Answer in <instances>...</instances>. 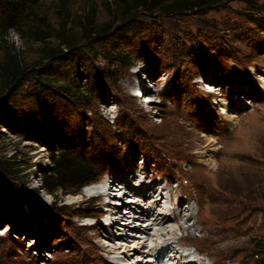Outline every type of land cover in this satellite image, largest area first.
Wrapping results in <instances>:
<instances>
[{
  "label": "rangeland",
  "instance_id": "obj_1",
  "mask_svg": "<svg viewBox=\"0 0 264 264\" xmlns=\"http://www.w3.org/2000/svg\"><path fill=\"white\" fill-rule=\"evenodd\" d=\"M106 4L114 7L113 0H39L37 34L11 30L4 38L45 72L52 90L30 82L10 102L11 116L0 119V156L14 157L18 171L0 185V264L120 263L103 247L123 244L101 216L105 195L58 192L59 199L44 188L43 175L70 136L106 154L102 184L115 171L142 176L143 167L153 175L147 183L168 179L180 183L183 203L196 198L187 223L198 219L202 230L174 234L190 240L187 248L199 246L212 264H264V250L254 255L252 245L264 239V53L257 47L264 32L244 0H227L200 13L139 12L63 59L44 58L43 45H58V36L79 41L84 24L107 22ZM123 55L128 63L119 61ZM75 88L84 96L69 94ZM125 199L111 205L129 214Z\"/></svg>",
  "mask_w": 264,
  "mask_h": 264
},
{
  "label": "trees",
  "instance_id": "obj_2",
  "mask_svg": "<svg viewBox=\"0 0 264 264\" xmlns=\"http://www.w3.org/2000/svg\"><path fill=\"white\" fill-rule=\"evenodd\" d=\"M39 0H0V119L10 117V102L19 94L23 87L30 82L35 83L39 92L52 90L50 81L43 78L45 72H38L35 65L28 64L6 47L5 36L11 30H17L23 34L24 30L35 32L34 8ZM227 0H113L114 7L107 5L111 12L107 22L96 27L83 25L84 38L77 41L73 35L57 37L59 42L56 46L44 44L42 54L50 60L63 59L70 54L75 47L90 36H103L117 28L130 24L133 17L144 12L151 16L156 14L171 16L187 12L200 13L211 9L216 5L224 4ZM109 2V1H108ZM245 12L249 14V20L253 22L260 31L264 32V5L258 0H244ZM118 24V25H117ZM118 27V28H119ZM264 53V43L257 45ZM119 61L128 63L127 56H120ZM130 65V63H129ZM61 87V85H59ZM54 90V89H53ZM69 92V88H63ZM81 88H75L73 95L84 96ZM56 92V91H53ZM50 94V93H48ZM128 127V126H127ZM77 137H67L62 140L53 157V164L49 171L43 175L44 188L55 198L61 199L62 195L78 194L86 185L98 182L108 167L106 154L96 145L93 149L76 142ZM14 157L6 158L0 156V185L2 182L13 179L18 173ZM8 183V182H6ZM254 255H259L264 250V239H253Z\"/></svg>",
  "mask_w": 264,
  "mask_h": 264
},
{
  "label": "bare ground",
  "instance_id": "obj_3",
  "mask_svg": "<svg viewBox=\"0 0 264 264\" xmlns=\"http://www.w3.org/2000/svg\"><path fill=\"white\" fill-rule=\"evenodd\" d=\"M260 81V86L264 87V79ZM132 85L140 87L137 80H133ZM137 171L142 176L130 169L124 176L120 175L121 171H115L109 182L107 180L104 184L91 183L71 197L74 199L98 193L108 198L105 212H102L101 216L109 219L107 224L110 227L116 225L119 239L123 240L121 241L123 244L116 245L110 242L107 246H103L106 253L120 262L116 264L140 262L141 264H212L210 257L201 255L202 249L199 246L193 244L194 250L187 248L191 245L187 237L174 236L176 230L180 229H185L187 232L192 231L193 228L202 230L197 222L198 219L191 224L187 223L198 203L196 198L192 196V203L190 201H186L187 204L183 203L186 198L181 196L180 183L174 186L168 179H153L152 182L147 183L146 178H152L153 175L146 173L143 167H139ZM126 197L131 198L125 199L129 202L126 207L129 208V214L119 213L116 211L119 207L111 204L120 201V205H123ZM113 200L117 201L113 202ZM120 219L125 221H119ZM129 230L134 233L128 232ZM168 236L171 239L167 241ZM109 237L113 236L109 235ZM154 237H161L162 240L157 241ZM149 241L151 244H148ZM217 264L223 263L219 261Z\"/></svg>",
  "mask_w": 264,
  "mask_h": 264
}]
</instances>
